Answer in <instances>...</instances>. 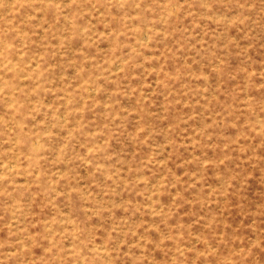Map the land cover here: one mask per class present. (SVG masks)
Listing matches in <instances>:
<instances>
[{
    "label": "rangeland",
    "instance_id": "374dc122",
    "mask_svg": "<svg viewBox=\"0 0 264 264\" xmlns=\"http://www.w3.org/2000/svg\"><path fill=\"white\" fill-rule=\"evenodd\" d=\"M0 264H264V0H0Z\"/></svg>",
    "mask_w": 264,
    "mask_h": 264
}]
</instances>
